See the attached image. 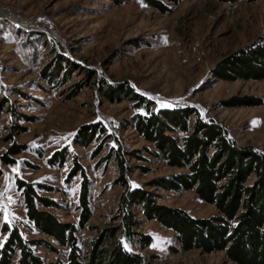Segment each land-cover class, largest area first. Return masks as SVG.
<instances>
[{
    "label": "rangeland",
    "instance_id": "374dc122",
    "mask_svg": "<svg viewBox=\"0 0 264 264\" xmlns=\"http://www.w3.org/2000/svg\"><path fill=\"white\" fill-rule=\"evenodd\" d=\"M160 1L167 12L145 0H0V219L17 226L24 238L66 251L28 220L16 180L33 183L52 199L56 207L45 209L58 220L77 224L81 177L69 178L74 161L90 181L92 216L77 233L80 245L114 223L122 187L114 184L115 161L106 158L113 141L73 142L77 129L93 122L142 158L128 157L132 186L151 190L159 203L193 216L216 213L193 190L146 185L180 170L145 150L151 144L130 125L138 112L135 100L107 93L113 86L132 88L153 102V109L193 107L225 125L238 144L264 150V79L227 81L211 73L219 60L264 35V0ZM231 97L259 104L227 107ZM12 145L23 151L9 154ZM98 145L104 147L94 157ZM61 149L67 153L64 163L49 164L50 155ZM6 155L11 165L3 162ZM137 219V231L151 242L144 246L137 240L129 248L151 264H237L222 251L183 250L173 231L139 212ZM4 237L0 234V245ZM33 249L47 262L64 259L42 244Z\"/></svg>",
    "mask_w": 264,
    "mask_h": 264
},
{
    "label": "trees",
    "instance_id": "16d2710c",
    "mask_svg": "<svg viewBox=\"0 0 264 264\" xmlns=\"http://www.w3.org/2000/svg\"><path fill=\"white\" fill-rule=\"evenodd\" d=\"M113 1L120 4L124 0ZM145 1L151 7L167 12V7L160 0ZM171 1L177 3L180 0ZM60 66L59 62L56 68ZM211 73L227 81L264 79V35L219 60ZM116 86L117 89L113 86L106 92L123 93L135 100L134 108L138 112L132 115L130 125L151 144V148L145 150L167 166L180 170L152 179L146 185L177 192L193 190L200 200L213 205L216 213L193 216L180 207L159 203L151 190L132 186L129 175L134 168L128 157L136 155L127 151L121 140L108 133L100 123H86L75 132L74 143L87 146L100 139L103 143L110 139L113 141L106 158L115 161L117 176L114 184L122 187L112 219L114 223L80 245L77 233L90 220L92 211L90 181L76 161L69 178L76 174L81 177L77 224L58 220L45 209L56 207V203L40 195L33 183L17 179L16 188L22 196L28 220L66 251L55 249L50 242L26 239L17 226L0 219V234H5L0 245V264H12L14 260L15 264H151L148 258L129 248L137 240L144 246L151 242L149 235L137 231L140 223L138 212L145 219L154 220L173 231L183 250L222 251L227 259L237 264H264V150L238 144L225 125L203 118L193 107L153 109V102L132 88ZM258 102L252 98L231 97L224 104L235 107L257 105ZM103 147L98 145L93 156L98 155ZM21 151L22 146L12 145L8 153ZM66 157L64 149L56 150L48 162L62 165ZM135 158L142 159L139 155ZM3 162L12 164L7 155ZM41 244L61 253L64 259L47 262L33 249Z\"/></svg>",
    "mask_w": 264,
    "mask_h": 264
}]
</instances>
